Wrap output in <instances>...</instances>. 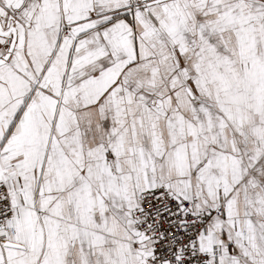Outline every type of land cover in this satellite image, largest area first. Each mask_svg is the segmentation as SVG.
Segmentation results:
<instances>
[{
    "label": "snow or ice",
    "instance_id": "6c2138e0",
    "mask_svg": "<svg viewBox=\"0 0 264 264\" xmlns=\"http://www.w3.org/2000/svg\"><path fill=\"white\" fill-rule=\"evenodd\" d=\"M0 264H264V0H0Z\"/></svg>",
    "mask_w": 264,
    "mask_h": 264
}]
</instances>
